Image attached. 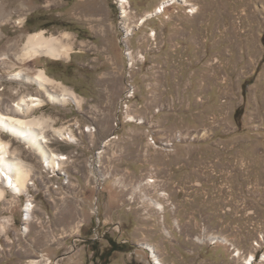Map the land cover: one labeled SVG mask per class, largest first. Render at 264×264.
<instances>
[{"label":"rangeland","instance_id":"374dc122","mask_svg":"<svg viewBox=\"0 0 264 264\" xmlns=\"http://www.w3.org/2000/svg\"><path fill=\"white\" fill-rule=\"evenodd\" d=\"M162 1L0 0V53L40 29L73 47L5 58L0 110L47 99L19 69L82 98L33 110L73 135L46 127L54 170L2 134L32 169L0 202V264H104L107 237L128 250L105 264H264V0Z\"/></svg>","mask_w":264,"mask_h":264},{"label":"bare ground","instance_id":"6f19581e","mask_svg":"<svg viewBox=\"0 0 264 264\" xmlns=\"http://www.w3.org/2000/svg\"><path fill=\"white\" fill-rule=\"evenodd\" d=\"M126 1L127 0H120L121 6L122 3ZM171 1L172 0H163L158 5L156 11H162L165 5ZM178 1L187 2L188 0ZM151 14L142 16L140 22H144ZM8 15L7 18L5 15L3 16L5 17L4 20L9 18ZM23 21L24 17L18 19L19 23ZM65 36L68 38L69 33L65 32L62 36L54 34L46 35L44 29L29 32L18 52H12L13 46H11L9 48L10 51H2L0 53V63L4 64L6 62L5 58H10V54L19 61L30 60L41 55L55 59L63 56L69 57L73 47L69 41H64L63 38ZM13 79L38 84L45 91L47 96L46 100L52 103L67 104L72 100L76 104H80L82 100L81 96L73 89L63 84L61 81L50 77L43 68H38L36 73L32 75L28 74L23 69H19L13 73ZM48 84L55 85L58 89H49ZM46 100L38 96L22 94L15 101L13 113L0 110V202H3L6 198L7 190H10V192L17 197L25 192L32 169V166L28 162L18 156L15 148L11 149L10 141L3 139L2 134L17 138L53 170L63 164L64 160L67 158L64 153L55 152L48 147L47 142L49 140L46 138L44 132L48 126L54 134L60 135L63 138H65L64 135L67 134L68 138H72L73 135L71 130H67L65 126L55 127L52 124H48V118L42 115H32L33 110L42 107ZM32 208L33 206L29 203H27L24 208V210H26L27 220ZM26 229L27 225L24 224L23 230ZM154 260L156 264H163L155 256ZM249 260H252V256ZM34 261L32 263H37Z\"/></svg>","mask_w":264,"mask_h":264},{"label":"trees","instance_id":"16d2710c","mask_svg":"<svg viewBox=\"0 0 264 264\" xmlns=\"http://www.w3.org/2000/svg\"><path fill=\"white\" fill-rule=\"evenodd\" d=\"M107 241L109 243V248H107L106 250H103L100 254H99V258L102 259V262L105 264L107 262V258L108 256L111 254L112 251L115 250H119V251H127V248H124V244L119 243L115 240H112V238L107 237ZM93 243V242H92ZM130 264H133L132 262Z\"/></svg>","mask_w":264,"mask_h":264}]
</instances>
